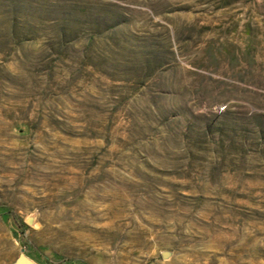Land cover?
<instances>
[{
	"label": "rangeland",
	"instance_id": "rangeland-1",
	"mask_svg": "<svg viewBox=\"0 0 264 264\" xmlns=\"http://www.w3.org/2000/svg\"><path fill=\"white\" fill-rule=\"evenodd\" d=\"M264 264V0H0V264Z\"/></svg>",
	"mask_w": 264,
	"mask_h": 264
},
{
	"label": "water",
	"instance_id": "water-1",
	"mask_svg": "<svg viewBox=\"0 0 264 264\" xmlns=\"http://www.w3.org/2000/svg\"><path fill=\"white\" fill-rule=\"evenodd\" d=\"M22 251H23V248H21V253H20V256H19V259H18L17 264H21V262H22L23 259L29 260L30 261V264H36L31 259H29L27 256H25Z\"/></svg>",
	"mask_w": 264,
	"mask_h": 264
},
{
	"label": "bare ground",
	"instance_id": "bare-ground-1",
	"mask_svg": "<svg viewBox=\"0 0 264 264\" xmlns=\"http://www.w3.org/2000/svg\"><path fill=\"white\" fill-rule=\"evenodd\" d=\"M21 264H30V261L27 260V259H23L22 262H21Z\"/></svg>",
	"mask_w": 264,
	"mask_h": 264
}]
</instances>
